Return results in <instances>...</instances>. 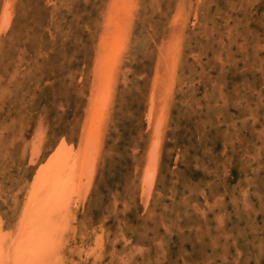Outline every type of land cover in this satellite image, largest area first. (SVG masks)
<instances>
[{"label": "rangeland", "instance_id": "1", "mask_svg": "<svg viewBox=\"0 0 264 264\" xmlns=\"http://www.w3.org/2000/svg\"><path fill=\"white\" fill-rule=\"evenodd\" d=\"M2 23L0 246L65 141L38 264H264V0H0Z\"/></svg>", "mask_w": 264, "mask_h": 264}, {"label": "bare ground", "instance_id": "2", "mask_svg": "<svg viewBox=\"0 0 264 264\" xmlns=\"http://www.w3.org/2000/svg\"><path fill=\"white\" fill-rule=\"evenodd\" d=\"M137 1V0H136ZM8 2V1H7ZM133 2V1H132ZM9 3V2H8ZM11 4V3H10ZM138 5V3H137ZM136 5V6H137ZM10 6V5H9ZM8 6V7H9ZM137 8V7H136ZM136 11V10H135ZM2 12V10H1ZM5 12V11H4ZM7 12V11H6ZM126 12V11H125ZM135 13V12H134ZM8 16L9 14L6 13ZM7 15L6 20H8ZM131 15V13H130ZM135 15V14H133ZM11 16V15H10ZM9 16V17H10ZM12 18V17H10ZM135 18V17H133ZM179 19V18H178ZM177 20V19H176ZM3 21V20H2ZM109 22V21H108ZM5 23V21H4ZM3 24V23H2ZM1 24V25H2ZM8 24V23H7ZM7 24H3L2 27L0 28L1 30L5 29V27H7ZM170 26V25H169ZM132 28V27H131ZM107 29V28H106ZM122 29H120L121 32ZM131 30V29H130ZM150 30V29H149ZM119 32V33H120ZM123 32V31H122ZM121 32V33H122ZM131 32V31H130ZM129 32V33H130ZM171 33V32H170ZM124 35V34H123ZM171 35V34H170ZM119 36V35H118ZM51 37V36H50ZM64 37V36H63ZM102 37V36H101ZM117 38V37H116ZM120 38V37H119ZM118 38V39H119ZM176 38V37H175ZM167 40V39H166ZM109 42V41H108ZM111 42V41H110ZM103 43V42H100ZM105 43V42H104ZM113 43V42H112ZM118 43V42H117ZM181 43V42H180ZM114 44V45H113ZM111 46L108 45L107 48L106 46H103L106 48L108 54L110 55V58H114L116 59L119 55V51L120 49L117 47V44L113 43ZM154 45V44H153ZM121 47L123 46L122 43L120 45ZM119 46V47H120ZM162 46V45H161ZM172 48V47H171ZM123 49V48H121ZM160 49V48H159ZM170 49V48H169ZM173 50V49H172ZM167 51V49H166ZM165 51V52H166ZM125 53V52H124ZM168 53V52H167ZM166 54V53H165ZM175 56V55H174ZM107 57V56H106ZM116 57V58H115ZM101 58V57H100ZM106 60V59H105ZM104 60V61H105ZM109 60V59H108ZM113 64V63H111ZM117 64V63H116ZM121 64V63H120ZM109 65V64H106ZM115 66V65H114ZM109 69L106 67V71H105V75H104V79H105V84L104 85H108V80H110L112 78V76L110 75V71H108ZM113 70V69H112ZM111 76V78H110ZM116 77V76H115ZM110 78V79H109ZM119 78V77H118ZM8 82V80H7ZM110 84V83H109ZM111 85V84H110ZM179 85V84H178ZM185 85V84H184ZM102 86V85H101ZM37 88V87H36ZM100 88V87H99ZM105 88V87H104ZM107 90V92H109V89H104ZM98 91V89H97ZM111 93V92H110ZM99 96V95H98ZM101 96V95H100ZM103 96V95H102ZM154 96V94H153ZM150 97V96H149ZM98 98V97H97ZM105 98V97H104ZM154 98V97H153ZM106 99V98H105ZM111 97H107V99L105 100L104 106L103 108L101 107V110L99 113L100 117L104 116L105 111L108 108L109 102H110ZM95 100V99H94ZM104 100V99H103ZM99 103V102H98ZM103 103V102H102ZM99 105V104H97ZM88 106V105H87ZM102 106V105H101ZM11 107V106H10ZM93 107V106H92ZM40 109V108H39ZM156 109V107H155ZM94 111V110H93ZM92 112V111H91ZM97 112V111H96ZM87 113V112H86ZM93 114V113H92ZM152 114V113H151ZM150 114V115H151ZM99 115L97 116V118L99 117ZM93 116V115H92ZM96 118V116H95ZM100 119V118H99ZM154 119V118H153ZM91 120V119H90ZM92 121V120H91ZM93 121L95 122V119H93ZM98 121V120H96ZM101 121V120H100ZM110 121V120H109ZM108 121V122H109ZM152 121V120H151ZM45 122V121H44ZM93 122V123H94ZM92 123V124H93ZM98 123V122H97ZM231 123V122H230ZM100 124V123H99ZM155 124H156V120H155ZM153 125V123H152ZM151 125V126H152ZM158 125V124H157ZM108 126V125H107ZM150 126V125H149ZM93 127H95L93 125ZM96 128V127H95ZM46 130V129H45ZM88 130V128H87ZM107 130V129H106ZM152 130V129H151ZM92 132L95 131V129H91ZM157 131V129H156ZM87 132V131H86ZM97 132V131H96ZM100 132V131H99ZM106 132V131H105ZM93 136V135H92ZM94 137V136H93ZM98 138V136H97ZM92 139V138H91ZM156 139H158L156 137ZM97 140V139H96ZM85 141V140H84ZM91 141V140H90ZM150 141V140H149ZM153 141V140H152ZM39 142V141H38ZM89 142V141H87ZM95 142V140H94ZM156 142V141H155ZM41 143V142H40ZM37 144V143H36ZM40 145V144H39ZM77 145V144H76ZM155 145V144H154ZM58 148V150L56 149V153L54 155V157L51 159V162L49 163V165L47 167H44L43 169L40 170V173L37 176L36 179V187L37 189L34 192V195L37 193H42L44 196V198L42 199V207L41 210L37 208V211L34 212L31 216V218L29 219L28 224L24 227V230L22 231V238L19 241V243L17 245H12V247H9L8 250L4 249V246H0V264H38V262L36 261V257H33L34 255H39L41 253H43L46 249H47V245L45 243H47L46 241L51 242L52 240H55L56 238L54 237V239H52L53 237H49V232H48V225L50 223V214L51 212L55 211V209L57 207H59L63 202L68 201L67 197L69 198L68 195V189L71 187V182L73 180V176H74V170L76 168V163L79 161L80 156L78 155V153L75 151V147L69 144H66L65 141L62 142L61 145ZM89 147L88 143L87 146L85 148V154H90L89 151ZM98 147V146H97ZM156 147V146H154ZM160 147V146H159ZM96 148V146H95ZM94 149V148H93ZM35 150V149H34ZM37 150V149H36ZM95 150V149H94ZM154 150V149H153ZM152 150V151H153ZM41 151V149H40ZM55 151V150H54ZM98 151V150H97ZM151 151V153H152ZM155 151V150H154ZM39 152V151H38ZM37 152V155H38ZM88 152V153H87ZM36 153V152H35ZM95 153V152H94ZM150 153H148L149 156ZM92 155V154H91ZM154 155V154H153ZM51 156V155H50ZM84 156V155H82ZM94 156V155H93ZM36 157V155H35ZM38 157V156H37ZM86 157V156H85ZM90 157V156H89ZM93 158V157H92ZM91 158V160H92ZM150 158V157H149ZM152 158V157H151ZM89 159V158H88ZM87 159V160H88ZM96 159V157H95ZM94 159V162H95ZM158 159V158H157ZM156 159V160H157ZM82 160V159H81ZM154 162V159H152ZM84 163V162H83ZM148 163V161H147ZM34 165V164H33ZM82 165V163H81ZM84 165V164H83ZM87 166V165H86ZM89 166V164H88ZM82 167V166H81ZM94 167V166H91ZM150 167V166H149ZM151 168V167H150ZM84 169V167H83ZM91 169V168H90ZM77 170V169H76ZM81 170V169H80ZM149 170V169H148ZM79 171V170H78ZM147 171V170H146ZM150 171V170H149ZM89 172V171H88ZM91 173V172H90ZM79 174V173H78ZM79 178V177H78ZM93 178V177H92ZM80 179V178H79ZM88 179V178H87ZM144 179V177H143ZM84 180V179H83ZM90 180H92L90 178ZM81 182V181H80ZM85 182V181H84ZM146 182V179H145ZM82 183V182H81ZM148 183V182H147ZM153 183V182H152ZM75 184V183H74ZM92 184V183H91ZM145 184V183H144ZM79 185V184H78ZM85 185V184H84ZM82 186V185H81ZM87 186V185H86ZM144 186V185H143ZM92 187V186H91ZM90 187V188H91ZM150 187V186H149ZM82 188V187H81ZM80 188V189H81ZM87 188V187H86ZM75 189V187H74ZM78 189V188H77ZM142 189V188H141ZM145 189V188H143ZM76 190V189H75ZM86 190V189H85ZM83 191V190H82ZM150 191V189H149ZM74 192V191H73ZM77 192V191H76ZM84 192V191H83ZM86 192V191H85ZM150 193V192H149ZM67 194V195H66ZM25 195V194H24ZM77 195V194H75ZM142 195V194H141ZM37 196V195H36ZM34 196V197H36ZM73 197V193L71 195ZM82 196V194H81ZM87 195L84 196V198H86ZM24 197V196H23ZM71 197V199H72ZM15 198V197H14ZM42 198V197H41ZM34 199V198H33ZM31 200L32 202H34V200ZM20 200V199H18ZM78 200V199H77ZM24 201V200H23ZM40 201V200H39ZM85 201V199H84ZM21 202V201H20ZM36 202V201H35ZM34 202V204H35ZM25 204V203H24ZM38 206H41V203H37ZM68 204V202L66 203ZM73 204V203H72ZM15 205V204H14ZM33 205V204H32ZM71 205V203H70ZM12 206V205H11ZM28 206V205H27ZM37 206V207H38ZM62 206V205H61ZM69 208V207H68ZM22 209H25L24 207ZM71 209V206H70ZM69 209V210H70ZM82 209V208H81ZM72 211V210H71ZM21 214V213H20ZM203 214V213H202ZM19 215V213H18ZM70 215V214H69ZM56 216V215H55ZM5 217V216H4ZM20 217V216H19ZM57 217V216H56ZM69 217V216H68ZM59 218V217H58ZM70 218V217H69ZM75 218V217H74ZM44 219L45 222H44ZM52 221V220H51ZM73 221V220H72ZM14 224V222H12ZM23 224H21V226H24V222L22 221ZM52 223V222H51ZM61 223V222H60ZM4 224V223H2ZM8 222L5 224V226H7ZM12 224V225H13ZM64 224V223H63ZM71 224V223H70ZM69 224V225H70ZM11 225V222H10ZM17 225V224H16ZM62 225V224H61ZM20 226V224H19ZM63 226V225H62ZM73 226V225H71ZM12 227V226H11ZM16 227V226H15ZM18 227V226H17ZM60 227V226H59ZM13 228V227H12ZM6 229H8L6 227ZM20 229V228H19ZM18 229V230H19ZM63 229V228H62ZM11 230V229H9ZM61 230V229H60ZM69 232V231H68ZM60 233V232H59ZM15 235V234H14ZM59 235V234H58ZM7 237V236H6ZM72 238V237H71ZM72 240V239H70ZM48 241V242H49ZM77 241V240H76ZM75 241V244H76ZM9 244V243H8ZM15 244V243H14ZM50 244V243H48ZM52 245V242H51ZM69 246V245H66ZM87 246V245H86ZM14 247V248H13ZM54 249V245L52 246ZM52 247H50L52 249ZM65 247V246H64ZM88 247V246H87ZM86 247V248H87ZM69 248V247H68ZM66 248V249H68ZM89 248V247H88ZM63 249V250H66ZM73 249V248H71ZM76 249V247H75ZM81 249V248H80ZM85 250V249H84ZM7 251V252H6ZM52 251V250H51ZM73 251V250H72ZM65 252V251H64ZM71 252V251H70ZM69 252V253H70ZM77 252V251H76ZM74 252V254L76 253ZM138 253V252H137ZM63 254V253H61ZM84 254V252L82 253ZM52 256V255H51ZM54 256V255H53ZM82 256V255H81ZM64 257V255L62 256V258ZM66 257V254H65ZM69 258V256L67 257ZM74 258V257H73ZM72 258V259H73ZM80 258V257H79ZM93 258V257H90ZM64 259V258H63ZM66 259V258H65ZM85 259V258H84ZM69 260V259H68ZM91 260V259H90ZM73 261H76L75 258ZM6 262V263H5ZM67 262V261H66ZM94 262V260H93ZM65 263V262H64ZM69 263V262H68ZM75 263V262H74ZM84 263V262H83ZM92 263V262H91ZM90 263V264H91ZM98 263V262H97ZM72 264V263H71ZM76 264V263H75ZM96 264V263H95Z\"/></svg>", "mask_w": 264, "mask_h": 264}]
</instances>
